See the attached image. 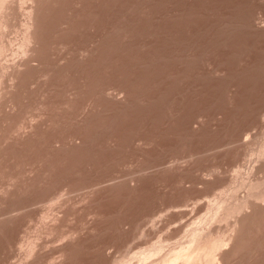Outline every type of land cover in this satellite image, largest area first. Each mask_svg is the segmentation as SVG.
<instances>
[{
  "label": "rangeland",
  "instance_id": "rangeland-1",
  "mask_svg": "<svg viewBox=\"0 0 264 264\" xmlns=\"http://www.w3.org/2000/svg\"><path fill=\"white\" fill-rule=\"evenodd\" d=\"M263 146L264 0H0V264H264Z\"/></svg>",
  "mask_w": 264,
  "mask_h": 264
},
{
  "label": "bare ground",
  "instance_id": "bare-ground-1",
  "mask_svg": "<svg viewBox=\"0 0 264 264\" xmlns=\"http://www.w3.org/2000/svg\"><path fill=\"white\" fill-rule=\"evenodd\" d=\"M32 29H33V28H32ZM26 42L29 43L28 41H26ZM249 80H250V79H249ZM104 95H105V94H104ZM263 147H264V146H263ZM260 149L262 150L263 148H260ZM261 150H260V151H261ZM263 150H264V149H263ZM261 153H262V152H261ZM263 154H264V153H263ZM255 155H256V154H255ZM259 155H260V153H259ZM263 157H264V155H263ZM260 158H261V156H260ZM134 166H135V165H134ZM140 167H141V166H140ZM260 168H261V167H260ZM262 170H263V169H262ZM237 173H238V172H237ZM249 177H250V175H249ZM261 177H262V176H261ZM263 178H264V177H263ZM259 179H260V178H259ZM233 181L235 182L236 180H233ZM256 181H257L256 183H258V179H257ZM253 182H254V181H253ZM263 182H264V181H263ZM250 183H252V182H250ZM254 183H255V182H254ZM256 183H255V184H256ZM261 183H262V182H260V184H261ZM244 184H245V183H244ZM244 184H243V185L241 184V185L244 187ZM258 184H259V183H258ZM260 184H259V185H260ZM247 185L251 187L252 184L249 185V184L247 183ZM247 185H246V186H247ZM262 185H263V183H262ZM246 186H245V187H246ZM263 186H264V185H263ZM236 187L241 188L240 185H238V186H236ZM250 187H249V188H250ZM253 187H254V185H253ZM257 187H258V186H257ZM257 187H256V188H257ZM259 188H260V187H259ZM261 188H262V187H261ZM250 189H251V188H250ZM252 189H253V188H252ZM254 189H255V188H254ZM262 189H263V188H262ZM236 190L238 191V189H234L235 192H236ZM239 190H240V189H239ZM248 190H249V189H248ZM258 190H261V189H258ZM234 191H232V192L234 193ZM252 192H253V191H252ZM260 192H262V191H260ZM253 193H254V192H253ZM258 193H259V192H258ZM258 193H257V194H258ZM263 193H264V192H263ZM236 194H237V193H236ZM238 194H239V193H238ZM249 194H250V193H249ZM249 194H247V195H249ZM255 194H256V193H255ZM232 195H233V194H232ZM253 195H254V194H253ZM253 195L250 194V197L253 196ZM250 197H249V199L251 200ZM253 197H254V196H253ZM255 197L257 198V195H256ZM218 198H219V197H218ZM220 198H221V197H220ZM220 198H219V199H220ZM222 198H224V197H222ZM222 198H221V200H222ZM226 198H227V197H226ZM230 198H231V200H232V197H231V196H230ZM246 198H247V197H246ZM256 198H254V199H256ZM227 199H228V198H227ZM258 199H259V198H258ZM215 200H216V199H215ZM221 200H220V201H221ZM223 200H224V199H223ZM237 200H238V199H237ZM237 200H236V201H237ZM216 201H217V200H216ZM218 201H219V200H218ZM246 201H247V200H245L244 202H246ZM254 201H255V200H254ZM259 201H260V200H259ZM224 202H225V201H224ZM226 202H227V201H226ZM226 202H225L224 204H226ZM237 202H238V201H237ZM242 202H243V201H242ZM244 202H243V203H244ZM257 202H258V201H257ZM214 203H215V205H216V202H214ZM214 203H213V204H214ZM220 203H223V201H221ZM228 203H230V202H228ZM231 203H232V202H231ZM231 203H230V204H231ZM246 203H248V201H247ZM249 203H250V202H249ZM213 204H212V205H213ZM224 204H223V206H224ZM230 204H228V205H230ZM240 204H241V202H240ZM215 205L212 206L213 208H215V211H216V209H217V212L220 211L221 208L218 207V205L220 206L219 202H218V204H217V207H215ZM254 205H255V204H254ZM257 205H258V204H257ZM207 206H208V205H207ZM234 206H235V203H234ZM238 206H239V207H238ZM238 206L236 205V207H238V209H239V208H240V210L243 209V208L241 209L240 205H238ZM245 206H246V205H245ZM260 206H261V205H260ZM210 207H211V206H210ZM227 207H228V206H226V208H227ZM256 207H257V206H256ZM256 207H254V208H256ZM213 208H212V209H213ZM218 208H219L220 210H218ZM222 208H223V207H222ZM229 208H230V207H229ZM229 208H228V209H229ZM233 208H235V207L232 206L231 209H233ZM258 208H260V207H258ZM224 209H225V208H224ZM224 209H223V210H224ZM238 209L236 208L235 210H237V212H239L240 210L238 211ZM235 210L233 209V210L231 211V210L229 209L228 211H231V212H230V215H231V213H233V211H235ZM212 211H213V210H212ZM224 211L227 212V210H224ZM246 211H247V210H246ZM208 212H209V211H208ZM210 212H211V211H210ZM220 212H221V211H220ZM220 212L217 213L218 215L215 214V216L213 217V221H214V218H215V217H217V216L220 217V216H221V215H220V214H221ZM235 212H236V211H235ZM235 212H234V213H235ZM241 212H242V211H240V214L243 213V212H242V213H241ZM215 213H216V212H215ZM219 213H220V214H219ZM222 213H223V215L225 214L224 212H222ZM210 214H212V213H210ZM236 214H237V213H236ZM238 214H239V213H238ZM212 215H214V211H213V214H212ZM219 215H220V216H219ZM225 215H228V216H229V212H228L227 214H225ZM200 216H201V215H200ZM209 216H210V218H212L211 215H209ZM231 216H232V215H231ZM236 216H238V215H236ZM218 217H217V218H218ZM225 217H226V219H228L230 216H229L228 218H227V216H225ZM210 218H208V219H210ZM217 218H215V219H217ZM218 219H219V218H218ZM221 219H223V218H221ZM221 219H220V220H221ZM205 220H206V217H205ZM205 220L203 219V221H205ZM229 220H230V218H229ZM229 220H228V221H229ZM192 221H193V220H192ZM200 221H201V220H200ZM210 221H211V219H210ZM216 221H217V220H216ZM216 221H215V222H216ZM218 221H219V220H218ZM218 221H217V222H218ZM196 222H197V221H196ZM208 222H209V221H208ZM208 222H205L206 225L208 224ZM209 223H210V222H209ZM211 223H212V222H211ZM195 224H196V223H195ZM195 224H194V225H195ZM202 224H203V223H201V226H202ZM225 224H226V221H225ZM188 225H189V224H188ZM197 225H198V224H197ZM199 225H200V224H199ZM199 225L197 226L198 228H199ZM209 225H210V229H212L211 227H213L212 225H214V224H209ZM209 225H208V226H209ZM201 226H200V227H201ZM204 226H205V225H204ZM233 226H234V225H233ZM194 227H195V226H194ZM194 227H193L192 229H190V230L192 231V230L194 229L193 231H195V228H196V227H195V228H194ZM190 228H191V227H190ZM198 228H197V229H198ZM202 228H203V227H202ZM202 228H200V230H197L196 233L192 235L193 237H192L191 235L189 236V234L192 233V232L188 231V232H190V233H189L187 236H189V238H190V237L192 238V239L190 238V239H191V242H193V243L195 242V240H196V238H197L196 235H197V232H198V231H202V232H203V230H201ZM205 228H206V227H205ZM228 229H229V228H228ZM188 230H189V229H188ZM206 230H207V229H206ZM218 230H220V229H218ZM233 230H234V229H233ZM233 230H232V231H233ZM209 231H210V230H208V232H209ZM235 231H236V230H235ZM204 232H205V231H204ZM204 232H203V233H204ZM208 232H205L206 234H205V235H202V236H203L204 238H206V241H207V238H208V236H209L208 241H211V243L213 244L214 242H212V240H210V239H211V237L214 236L215 234H211L212 230L209 232L210 234H209ZM214 232H216V231L214 230ZM219 232H220V231H219ZM219 232H217V235L215 236V238H217V241H218V236H219L218 233H219ZM222 232H223V231H222ZM228 232H229V231H228ZM71 233H72V232H71ZM198 233H199V232H198ZM203 233H202V234H203ZM207 233H208L209 235H207ZM220 233H221V232H220ZM200 235H201V234H199V236H200ZM210 235H211V237H210ZM223 235H224V234H223ZM227 235H228V233H227ZM63 236H64V235H63ZM205 236H207V237H205ZM233 237H234V236H233ZM184 238H185V237H184ZM189 238H188V239H189ZM204 238H202V240L200 239V242L197 241V243H199V246H197V249H195L194 252H191V251H190V247H189V246L185 247L186 244H187V243H185V240H184V242L182 241V242H183V245H185V246H182V244L180 245V243H176V244H179V245H180L181 247H183V248H181L180 250L178 249L179 251L176 249V252H174V253L172 252L173 254H171V256H170V253H169V255H168V251L170 252V249H172V248H171V247H172V244H171L170 248H169V246H168L169 250H168V248H167V251H166V249H165L164 247H162L161 251H163V248H164L165 251L167 252V257L164 256V254L166 255V252H165V251H164V252H165L164 254L161 252V254H162V256L160 257V258H161V261H160V258L158 257L159 255L155 252V249H154V253H156V254H154V257H155V255H158V256H156V257H158V258L155 260V259H153V257L151 256L152 259H153L152 262L157 263V260H159V263H158V264H178V262H179L180 260H183V261L187 264V263H189V262L195 257L197 251L201 248L200 245H202V247H203V244H204L203 241L206 242V241L204 240ZM212 238H213V237H212ZM219 238H221V237L219 236ZM222 238H223V237H222ZM190 239H189V240H190ZM197 239H198V238H197ZM224 239H226V238H223L222 240H221V239H220V240H221V241H224ZM177 240H178V239H177ZM189 240H188V241L186 240V242L190 243ZM215 240H216V239H214L213 241H215ZM226 240H227V239H226ZM226 240H225V241H226ZM208 241H207L205 244H207ZM221 241H220V242H221ZM225 241H224V243H225ZM228 241H230V240H228ZM228 241H227V243H229ZM179 242H180V241H179ZM182 242H181V243H182ZM230 242H231V241H230ZM24 243H25V242H24ZM156 243H157V242H156ZM172 243H173V242H172ZM184 243H185V244H184ZM209 243H210V242H209ZM227 243H225V244H227ZM26 244H27V243H26ZM159 244H160V243H159ZM161 244H162V243H161ZM163 244H164V243H163ZM191 244H192V243H191ZM218 244L220 245L219 241H218ZM31 245H32V244H31ZM179 245H178V246H179ZM189 245H190V244H189ZM192 245H193V244H192ZM196 245H197V244H196ZM196 245H195V246H196ZM215 245H216V243H215ZM215 245H214V246H215ZM219 245H218V247H217V248H219V251H220V250H224V248H225L226 245L221 246L222 249L219 247ZM222 245H223V243H222ZM229 245H230V243H229ZM164 246H165V245H164ZM174 246L177 247V245H175V244H174ZM180 246H179V248H180ZM230 246H231V245H230ZM230 246H229V247H230ZM30 247H31V246H30ZM154 247H155V246H154ZM175 247H173L172 251L175 250V249H174ZM192 247H193V246H192ZM192 247H191V248H192ZM204 247H205V246H204ZM208 247H211V248H214V249H215V247H212L211 245L208 246ZM159 248H160V245H159ZM159 248H158V249H159ZM177 248H178V247H177ZM195 248H196V247H195ZM227 248H228V247H227ZM151 249H152V248H151ZM158 249H157V250H158ZM205 249H206V248H205ZM214 249H209V251H210V250L213 251ZM225 249H226V248H225ZM30 250H31V249H30ZM148 250H150V249H148ZM157 250H156V251H157ZM159 250H160V249H159ZM227 250H229V249H227ZM143 251H144V250H143ZM146 251H147V250H146ZM205 251H206V250H203L202 252H205ZM216 251H218V249H217ZM25 252H26V251H25ZM31 252H32V251H31ZM157 252H160V251H157ZM220 252H221V251H220ZM224 252H225V251H224ZM142 253H143V252H142ZM144 253H145V252H144ZM147 253H148V251H147ZM147 253H146V254H147ZM149 253H150V251H149ZM149 253L147 254V257H146V254L144 255V256L146 257V259L148 258V256H150ZM151 253H153V250H152ZM207 253H208V252H206V254H207ZM216 253H217V252H216ZM226 253H227V252H226ZM161 254H160V255H161ZM206 254H204V256H205ZM213 254H214V252H213L212 255H210V256H213ZM136 255H137V254H136ZM136 255H135V256H136ZM197 255H198V254H197ZM197 255H196V256H197ZM207 255L209 256V254H207ZM214 255H215V254H214ZM218 255H219V254H218ZM218 255H217V256H218ZM233 255H234V254H233ZM142 256H143V255H142ZM163 256H164V257H163ZM201 256H203V255H200V257H201ZM156 257H155V258H156ZM198 257H199V255H198ZM200 257H199V258H200ZM205 257H206V256H205ZM214 257H216V256H214ZM218 257H219V256H218ZM28 258H29V257H28ZM137 258H138V257H137ZM139 258H141V260H142V257H139ZM139 258H138V260H139L138 263H140V261H141ZM149 258H150V257H149ZM206 258H207V257H206ZM206 258H205V259H206ZM124 259H126V258H124ZM128 259H129V258H128ZM128 259H126L127 261H126V260H122V261H123L122 264H129L130 261H128ZM131 259H132V258H131ZM146 259L144 260L145 264H147V262H150L149 259H147L148 261L146 262ZM150 259H151V258H150ZM195 259H197V258H195ZM201 259H202V258H201ZM216 259H218V258H216ZM216 259H215V260L211 259V263L213 264L212 260H213V261H216ZM197 260H198V259H197ZM199 260H200V259H199ZM125 261H126V262H125ZM133 261H134V260H133ZM201 261H202V260H201ZM203 261H204V260H203ZM207 261H208V263L210 262L209 259H208ZM224 261H225V259H224ZM229 261H230V260H229ZM142 262H143V260H142ZM152 262H151L150 264H154V263H152ZM184 262H183V263H184ZM195 262L197 263V261L194 260V261L192 262V264H194ZM205 262H206V261H205ZM180 263H181V262H180ZM185 263H184V264H185ZM196 263H195V264H196ZM199 263H200V262H198V264H199ZM218 263H219V262H218ZM231 263H232V262H231ZM119 264H120V263H119ZM131 264H132V263H131ZM181 264H182V263H181ZM200 264H201V263H200ZM206 264H207V263H206ZM229 264H230V262H229ZM232 264H233V263H232Z\"/></svg>",
  "mask_w": 264,
  "mask_h": 264
}]
</instances>
